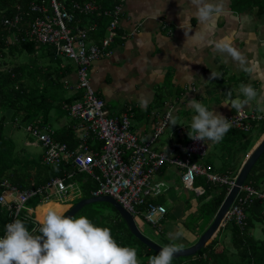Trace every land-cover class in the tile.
<instances>
[{
	"label": "crops",
	"instance_id": "crops-1",
	"mask_svg": "<svg viewBox=\"0 0 264 264\" xmlns=\"http://www.w3.org/2000/svg\"><path fill=\"white\" fill-rule=\"evenodd\" d=\"M63 1L82 3L84 0ZM106 2L107 0L101 2L104 8L114 4L109 2L105 4ZM205 2L222 4L223 12L215 19L202 23L193 15L194 6L191 0H123L122 13L116 29L117 36L108 49V55H102L89 67L90 84L97 97L104 101L108 115L117 118L128 116L131 130L141 143L148 141L169 112L177 117L178 125L172 126L168 122L162 137L154 144L153 148L158 151L182 146L190 140L188 129L191 117L195 115L188 107L191 99L201 101L209 110H214L227 118L236 112L231 108V102L245 99L239 91L240 85H251L257 90L258 95L242 110L248 113H264V0H205ZM182 19L184 30L180 27ZM77 20L78 24L83 26L93 24L90 18L78 16ZM107 23L106 18L98 22L92 42L97 43L102 39ZM185 33L194 37L187 44ZM222 40L241 53L244 58L243 64L233 59L227 52L216 48V44ZM62 63L66 65V60ZM249 68L250 72L246 70ZM66 70L68 72L63 83L67 97H76L80 93L75 86L77 79L75 66ZM211 73L217 74V78L211 79ZM60 115L63 117L62 120ZM65 115L70 117L67 110L54 111L48 127L52 130L71 128L77 136L81 131L80 122L72 119L71 123L64 125ZM262 127L264 121L253 123L247 132L249 135L243 136L239 141L236 140V136H241L244 132L232 128L219 143L206 140L208 150L201 163L209 167L210 172L214 174H229L233 178L236 177L247 155L263 137ZM88 139L95 140L90 134L87 136ZM233 141L240 145V149L234 153L229 148ZM35 145L37 144L32 146ZM211 155L219 164H214L209 159ZM174 176L180 177V170L170 165L163 166L155 175V180L163 182L164 186L160 195L150 198L149 201L163 205L167 210L155 226L157 227L155 232L162 236V240H167L168 233L175 232L177 226H182L188 240L197 239L202 221L197 219L196 222H188V219L196 216L198 202H188L186 193L195 191L184 187L183 191L175 186L171 188ZM197 179L199 182L204 180L200 177ZM92 183L95 186L94 182ZM194 187L204 192L203 185ZM253 188L264 193V186ZM195 194L199 197L203 193ZM52 196H57L58 199L52 200ZM72 199L60 198L54 192L47 201L36 198L34 204L44 203L43 205L26 207L32 209L31 215L35 226L40 228L39 208L49 203L72 206ZM255 201L264 205V200ZM252 230L253 237L261 239L264 220L255 222ZM222 233L223 230L219 235L218 232L215 235V237L218 235L219 241L215 249L219 247ZM229 241L230 235L224 236L222 244L227 249L231 248Z\"/></svg>",
	"mask_w": 264,
	"mask_h": 264
},
{
	"label": "built area",
	"instance_id": "built-area-1",
	"mask_svg": "<svg viewBox=\"0 0 264 264\" xmlns=\"http://www.w3.org/2000/svg\"><path fill=\"white\" fill-rule=\"evenodd\" d=\"M105 0L76 1L33 0L28 8L35 17L27 29L20 28L21 16L0 19V29L5 28L10 33L8 44L20 41H31L38 45L52 46L57 57H64L73 63L76 73V90L80 95L71 105L66 107L69 116L80 122L81 140L75 150H70L65 143L53 139V130L42 127L39 122L27 124L25 130L36 139L42 149V164L46 167L64 168L62 177H56L44 185L19 190L7 182L0 186V204L7 207L12 223L20 214L33 219L32 209L26 207L32 198L47 201L49 190L65 199L67 189L72 184H66L76 174H84L94 182L91 197H112L133 219L140 218L154 227L166 214L163 205L149 201L161 193L163 182L156 181V173L165 165L180 170V181L187 190L202 194V190L194 187L197 178H203L206 183L227 186L228 190L235 184L236 177L229 174H214L210 168L201 163L207 154L206 141L189 140L182 146L170 147L166 150H155L154 144L168 125L166 115L147 142L141 143L132 132L130 119L123 115L111 117L105 109L104 101L97 97L89 79L90 65L102 55H108V49L116 38V29L122 13L123 0H118L109 7L101 4ZM18 8V7H17ZM90 18L93 24L83 26L78 24L77 17ZM108 20L102 39L91 41L96 32L98 22ZM232 129L244 133L250 131L252 124L264 121V113H248L244 110L227 117ZM88 134L101 143L100 150L90 149L86 140ZM254 200H264V193L256 191L251 185H243L228 209L223 225L234 223L243 228L246 225V209ZM159 216L157 220L155 216ZM135 221V219H134ZM39 227L35 226L31 233L35 234ZM5 235V231L3 237Z\"/></svg>",
	"mask_w": 264,
	"mask_h": 264
},
{
	"label": "trees",
	"instance_id": "trees-1",
	"mask_svg": "<svg viewBox=\"0 0 264 264\" xmlns=\"http://www.w3.org/2000/svg\"><path fill=\"white\" fill-rule=\"evenodd\" d=\"M31 1L33 0H0V19L19 15L22 19L20 28L27 29L26 27L35 17L28 8ZM113 1L107 0L105 4L114 3ZM9 36L7 29H0V185L7 182L19 190H25L44 185L53 178L62 177L63 172L69 170V166L67 165L66 169L46 167L42 162L36 163L29 159L23 150H16L12 140L5 135L6 125L10 123L12 126L18 124L24 126L38 121L40 126L48 127L52 113L56 109L66 111V107L71 105L73 100H77L80 94L76 97H67L63 79L66 77L68 67L56 56L52 46H46L45 56L48 63H55L58 69L53 70L50 65L30 68L27 64L14 61L15 56L18 52L33 54L36 49H40V45L31 41H22L20 34L18 43L8 44ZM261 130L264 133V127ZM53 139L67 144L70 150H75L81 143L79 136H76L71 128L65 127L53 130ZM86 142L94 151L98 152L101 148V143L97 140L88 139ZM73 178L82 184L86 197H90L94 185L89 177L77 174ZM257 180H264V153L248 175L245 185L252 184L253 187L258 188ZM197 183H199L198 179L195 181V184ZM203 186L204 192L199 196L196 211V215L199 216L198 221H202V224L204 219L209 222L215 216L228 191L227 186L212 185L204 180ZM2 192L3 188L0 186V194ZM33 200L35 201L36 198H32L27 204L37 205L38 203L34 204ZM112 210L115 212L113 208ZM263 211L264 205L255 201L246 209V225L243 228L234 223H226L220 228L218 235L222 230L229 231L231 250L224 245L215 249L219 242L217 235L195 255L173 259L172 264H264V231L261 239H255L251 234L255 222L264 220ZM43 212V209H38V217H41ZM116 215L118 216L117 213ZM24 216L25 214L22 213L16 219L23 221L31 232L35 222ZM11 221L12 217L7 207L0 204V236ZM120 221L124 228L119 236L118 232L112 234L113 238L122 247L135 248L139 264H148L149 257L156 253L134 238L124 221ZM168 243L169 241H166V244ZM233 257L239 260L231 262L229 258Z\"/></svg>",
	"mask_w": 264,
	"mask_h": 264
},
{
	"label": "clouds",
	"instance_id": "clouds-1",
	"mask_svg": "<svg viewBox=\"0 0 264 264\" xmlns=\"http://www.w3.org/2000/svg\"><path fill=\"white\" fill-rule=\"evenodd\" d=\"M193 15L202 23L222 14L223 5L191 0ZM184 21L180 27L184 30ZM187 44L194 37L185 33ZM219 51L227 52L233 59L244 63L241 53L225 41L216 44ZM251 71V69H246ZM217 74L211 73V79ZM240 93L244 100H233L231 108L237 112L256 99L258 93L251 85L241 84ZM188 107L195 112L191 117L188 137L194 141L221 142L231 130V122L223 115L209 110L201 101L191 99ZM169 123L176 126L177 117L168 113ZM38 217V234L31 233L24 222L16 219L5 226V235L0 237V264H139L137 250L122 247L113 238L107 227L95 226L86 216L69 217L65 213L71 205L49 203ZM170 242L161 247L158 254L149 257L148 264H172L175 254L183 250L182 243L175 241L187 238L182 226L168 233Z\"/></svg>",
	"mask_w": 264,
	"mask_h": 264
},
{
	"label": "rangeland",
	"instance_id": "rangeland-1",
	"mask_svg": "<svg viewBox=\"0 0 264 264\" xmlns=\"http://www.w3.org/2000/svg\"><path fill=\"white\" fill-rule=\"evenodd\" d=\"M59 1H63V0H59ZM29 26H27L26 28H28ZM47 45H40V49H36L33 54H27L24 52H18L17 55L15 56L16 59L14 61H16L17 63H24L27 64L30 68H33L35 66L40 67V66H49L50 68L53 70H57L58 66L55 63H48V59L45 56L46 50H47ZM62 58V57H61ZM13 60H11L13 62ZM66 59H62L61 61H65ZM66 64L67 67L70 68L71 66L74 67L73 63L69 62L66 60ZM55 112H60V110L56 109ZM60 119L62 120L63 117H61L60 115ZM65 121H64V125H67L69 122L71 123L73 120L71 117H68L67 115H65L64 117ZM5 135L7 137H9L14 146L15 149L20 151L23 150V153L25 155L28 156L29 159L33 160L36 163H40L42 162V149L40 148V146L35 145L32 146L33 144H37L36 143V139L34 137H32L29 133H27V131L25 130V127L23 125H14L12 126L10 123L6 125L5 127ZM246 137L249 135L248 133H241V136H236V140H240L242 139L243 136ZM162 137V135L159 137V139ZM231 148L232 149V153H234L235 151H238V149H240V145L239 143L233 141L232 143H230ZM211 161H213L214 164H219V162L217 160H214L213 156L211 155L209 158ZM168 178L170 177V175L167 176ZM174 182L169 183V185H171V188H173L174 186L176 188H178V190L183 191V186L181 185V181H180V177L178 176H174L173 178ZM264 181V180H263ZM263 181H256L257 186L260 188L262 186H264V183H262ZM202 183V184H201ZM66 184H72L71 188L67 189V194L66 197L68 198H73L72 199V205H74L76 202H78L80 199L83 198H87L86 193L82 190L83 186L82 184H79L77 182V180H75V178L72 179H68L66 181ZM201 185H203V181H200L199 183L195 184L196 187H200ZM49 193L52 194L54 193V190L51 189L49 190ZM188 194V202H198L199 205V197L193 193L192 191H188L186 192ZM53 197V196H52ZM58 199L57 196H54L52 198V200H56ZM183 200V198H182ZM34 201V200H33ZM44 203H39V205H43ZM30 205V203H29ZM28 204L26 206H29ZM40 209H44V206L41 207ZM45 210V209H44ZM75 216L79 217V216H86L88 217V219L97 227H107L111 230V233H117L118 232V236L120 234V231H122V229L124 228L123 223L120 221V217L116 215V213L112 210V207L110 205H108L107 203H94V204H90L87 205L85 207H83V209H81L80 212H78ZM74 216V217H75ZM199 216H191L188 219V222L192 221V222H196ZM159 218V216H155L154 219L157 220ZM214 218V216H213ZM213 218H211V220L208 222V220L203 221V224L200 226L199 228V235L198 237L208 228V226L210 225V223L212 222ZM135 223L136 226L138 227V229L140 230V232L147 237L148 239H150L151 241H153L156 245L159 246H164L166 244V241L169 240V237H166L167 235H163L164 237H166L167 240H162V236L158 235L155 231H157V227H152L149 224L143 222L140 218L135 217ZM164 225H166V223H163ZM168 225V224H167ZM166 225V226H167ZM203 230V231H202ZM251 234H253V230L251 231ZM230 235L229 231L225 230L222 233V239L224 240V236ZM253 236V235H252ZM197 237V239H198ZM196 238H193L192 240H188V238H184L183 240H177L175 241L176 243H182L184 245L183 249L189 248L191 246H193L196 241ZM220 239V243L219 246H222V242L223 240ZM184 240H188L183 242ZM170 241V240H169ZM214 252V250H213ZM229 260L231 262H237L239 260V258H229Z\"/></svg>",
	"mask_w": 264,
	"mask_h": 264
},
{
	"label": "water",
	"instance_id": "water-1",
	"mask_svg": "<svg viewBox=\"0 0 264 264\" xmlns=\"http://www.w3.org/2000/svg\"><path fill=\"white\" fill-rule=\"evenodd\" d=\"M263 153L264 135L258 144L247 155L244 163L237 173L234 186L227 191L224 200L222 201L208 228L198 237L196 243L193 246L183 249L180 253L175 254L173 259L191 257L195 255L215 237L220 228L223 227V220L228 209L232 205L235 197L240 192L241 187L246 183L248 175ZM94 203H107L110 205L116 211L121 220L124 221L129 232L134 238H136L139 242L156 254L160 252L161 246L156 245L153 241L145 237L136 226L133 217L128 212H126L112 197L100 196L80 199L78 202L72 205L71 209L65 214L69 217H74L78 212L81 211V209H83V207Z\"/></svg>",
	"mask_w": 264,
	"mask_h": 264
},
{
	"label": "bare ground",
	"instance_id": "bare-ground-1",
	"mask_svg": "<svg viewBox=\"0 0 264 264\" xmlns=\"http://www.w3.org/2000/svg\"><path fill=\"white\" fill-rule=\"evenodd\" d=\"M40 209V208H39ZM38 221H39V219H38Z\"/></svg>",
	"mask_w": 264,
	"mask_h": 264
},
{
	"label": "flooded vegetation",
	"instance_id": "flooded-vegetation-1",
	"mask_svg": "<svg viewBox=\"0 0 264 264\" xmlns=\"http://www.w3.org/2000/svg\"><path fill=\"white\" fill-rule=\"evenodd\" d=\"M116 212V211H115Z\"/></svg>",
	"mask_w": 264,
	"mask_h": 264
}]
</instances>
